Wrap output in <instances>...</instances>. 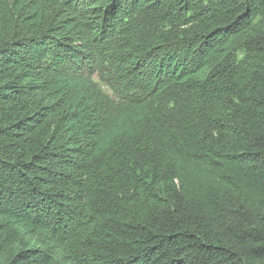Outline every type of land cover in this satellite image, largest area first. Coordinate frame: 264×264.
<instances>
[{
	"label": "trees",
	"instance_id": "obj_1",
	"mask_svg": "<svg viewBox=\"0 0 264 264\" xmlns=\"http://www.w3.org/2000/svg\"><path fill=\"white\" fill-rule=\"evenodd\" d=\"M0 264H264V0H0Z\"/></svg>",
	"mask_w": 264,
	"mask_h": 264
},
{
	"label": "rangeland",
	"instance_id": "obj_2",
	"mask_svg": "<svg viewBox=\"0 0 264 264\" xmlns=\"http://www.w3.org/2000/svg\"><path fill=\"white\" fill-rule=\"evenodd\" d=\"M104 90H106L105 88H103Z\"/></svg>",
	"mask_w": 264,
	"mask_h": 264
}]
</instances>
